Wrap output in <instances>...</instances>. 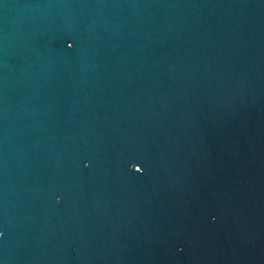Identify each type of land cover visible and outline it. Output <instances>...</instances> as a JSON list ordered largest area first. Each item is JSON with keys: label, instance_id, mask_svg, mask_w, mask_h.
I'll return each instance as SVG.
<instances>
[{"label": "water", "instance_id": "95a60500", "mask_svg": "<svg viewBox=\"0 0 264 264\" xmlns=\"http://www.w3.org/2000/svg\"><path fill=\"white\" fill-rule=\"evenodd\" d=\"M0 264H264V0H0Z\"/></svg>", "mask_w": 264, "mask_h": 264}]
</instances>
